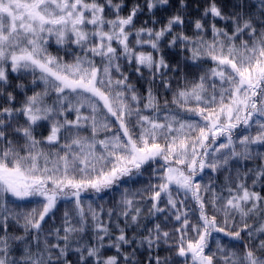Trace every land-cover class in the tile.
I'll list each match as a JSON object with an SVG mask.
<instances>
[{"label": "snow or ice", "instance_id": "snow-or-ice-1", "mask_svg": "<svg viewBox=\"0 0 264 264\" xmlns=\"http://www.w3.org/2000/svg\"><path fill=\"white\" fill-rule=\"evenodd\" d=\"M168 3L169 0H147V9L151 12L158 5ZM180 7H185V0H180ZM122 8L123 0L119 3L114 0H0V97H6L8 105L0 107V143L6 145L0 149V227L5 233L0 236V264H71L70 252L79 254L77 264H120V256H123V264H135L134 253L121 251L122 245L131 244L135 237L128 239L125 229L117 224L120 234L112 241L109 228L100 221L91 205L88 211L94 221L96 243L82 246L76 241L73 246L72 236L84 232L87 224L81 197L89 190L100 195L118 187L126 178L142 175L145 166L152 168L161 161L159 182L152 186L149 197L152 214L164 213L180 222L175 229L181 233L175 252L184 258L182 264H188L189 260L191 264H219L220 261L223 264H264V223L252 231L248 224L250 216L264 212V195L250 190L241 181L236 184L235 194L228 187L227 198L213 191L206 201L201 195L202 184L197 180L206 168L216 172L230 160L252 159L251 146H264V0H259L258 13L245 12L241 3L239 12L225 15L215 0L205 9V16L211 14L213 18L231 21V34L212 24L211 42L203 38L191 41V60L195 63L208 58L215 66L200 76L190 89L175 93L172 100L189 115L198 116L202 123L183 120L178 115L165 117V122L161 123L155 117L144 115L140 110L142 97L120 64L121 59L129 65L135 64L141 78L145 68L153 80L158 75L162 78L170 66L165 57L159 55L160 41L172 32L174 25H183L182 16H172L159 31L143 27L135 30L136 45L149 44L158 54L153 55L138 51L129 43L141 6L134 5L127 16L121 15ZM106 9L114 14V19L105 16ZM195 29L197 36L205 30L200 20L195 22ZM52 39L57 45L75 44L84 54L77 55L71 63L62 62L47 51ZM188 41L190 38L180 33L171 37L168 46L174 47L180 42L187 48L185 42ZM97 56L101 58V66L93 59ZM9 69L11 73H30L33 85L37 80L44 85L41 92L33 91L31 96L25 93V100L18 108L13 104L16 97L12 91H6L10 85ZM114 73L119 77L114 78ZM163 86H169L166 80ZM15 87L25 89L22 83ZM52 92L56 94L55 100L49 104L46 97ZM143 107L159 111V102L151 89ZM82 109H87L88 114ZM70 112L75 113L74 120L66 115ZM20 116L25 123L14 127V121ZM41 121L51 125L46 142L63 148V155L57 152L53 156L51 152L38 150L41 141L34 133ZM253 122L258 125L255 135L236 133L241 126L250 128ZM114 124L118 128L113 132ZM82 128L90 129L91 135L82 136ZM9 130L22 137V150L8 139ZM101 130L112 135L98 139ZM62 131L63 144L60 143ZM220 137L223 141L212 147ZM152 171L155 173L157 169ZM262 179L264 167L256 170L253 186ZM203 190L212 191L207 185ZM174 191L182 192L185 200L191 194L199 210L195 224H191L188 212L181 211L186 207L185 201H177ZM60 200L75 204L77 224L72 223L65 211L63 235L61 229H55L57 242L45 239L41 249L39 236L43 225L55 214ZM14 201H30L35 206L24 213L13 214L7 205ZM121 203L126 225L139 227L140 208H134L133 199L127 195ZM162 203L168 207H162ZM14 206L20 207L19 204ZM12 215L17 223L24 221L25 236L13 238L24 244L19 259L13 255L7 235ZM108 216L111 218V211ZM33 230L35 251L27 240V234ZM189 232H195L196 238L185 242ZM213 233H223L234 240H241V233L250 239L259 233L262 238L255 248L245 245L243 256L238 257L235 252H226L219 240L215 241L217 251L213 252L209 247ZM169 236L158 223L142 238L139 246L159 247V241L163 239L167 244ZM105 237L109 238L107 245ZM105 247H114L117 255L104 257L101 250ZM148 264H170V260L161 261L157 256L153 262L150 257Z\"/></svg>", "mask_w": 264, "mask_h": 264}, {"label": "trees", "instance_id": "trees-1", "mask_svg": "<svg viewBox=\"0 0 264 264\" xmlns=\"http://www.w3.org/2000/svg\"><path fill=\"white\" fill-rule=\"evenodd\" d=\"M103 2V0H101ZM120 0H114V3H119ZM212 0H185V7L181 9L180 0H169L168 5L159 6L154 8L151 12L147 9V0H123V8L121 10L122 16H127L134 5L139 4L142 8V11L138 13L137 17L134 19V28L132 35L129 36L130 46L136 48L138 51H144L145 53H153V55H158L150 47L149 44H143L142 46H137L135 43V30L139 28H152L154 31H159L165 25H167L168 20L174 15H181L183 18V25H174L171 33H167L164 38L160 41V53L163 55L168 62L170 68L161 78L159 75L155 80L149 76L148 70L142 69V78L141 75L135 71V64L129 65L127 61L121 59L120 64L124 73L128 76L129 82L135 87L137 94L142 97L140 110L144 115L153 117L158 115L161 121L165 120V117L171 115H178L180 119L201 122L200 118L195 115H189L184 109L177 107V105L172 103L175 93L182 89H190L192 85L198 82L200 76L205 75L209 70L214 67V62L211 59L204 58L196 61L195 63L191 60V41H198L200 38H203L207 42H211L213 39L211 25L216 24L217 28L224 29L231 34L232 22L220 20L219 18H213L211 14L208 16L204 15L205 9L210 6ZM217 6L221 9L222 13L225 15H235L240 11L241 3L244 4V11L251 13H258L259 11V0H215ZM105 16L109 19H114L115 16L106 9ZM200 20L205 27V30L197 36V30L195 29V22ZM190 38V41L187 43L188 47H184L183 44L178 42L177 46L169 47L168 41L173 35L180 34ZM144 39H147L145 36ZM114 46H118L114 43ZM47 51L52 56L60 58L64 62L71 63L74 61L77 56V51L75 48H63L57 47L53 43H49ZM98 62L101 59L95 58ZM172 69H175L173 71ZM10 72V69H9ZM39 73L37 72V77ZM119 74L114 73V78H118ZM32 75L30 73H11L10 72V85L6 91H12L13 95L16 97L13 104L15 107H20L23 101L25 100V93L28 96L35 92H41L44 88V85L37 80V84H32ZM168 82V87L163 86L164 81ZM211 83V81H208ZM22 83L25 85L24 91L16 88L15 85ZM219 84V81H216ZM151 89L152 94L156 97L159 102V111L153 112L151 108H144L143 105L146 102L148 91ZM167 101V104L165 103ZM8 106L6 102V97H0V107ZM133 122H135L136 117H132ZM255 121V117H254ZM25 123L24 117L20 116L17 121H14L13 126L23 125ZM254 123V122H253ZM253 123L250 128L236 129V133L240 134H253ZM51 125L47 121L39 122L35 130V136L38 140L41 141V144L38 146V150H43L47 147H53L54 145H49L45 138L50 133ZM136 131H139L137 128ZM8 139L12 140L13 144L17 146L18 149L22 150L24 141L22 137L18 134L13 133L11 130L7 133ZM236 137L234 136V139ZM223 141V137H220L217 140L218 146L220 142ZM49 145V146H48ZM6 145L0 143V149H3ZM211 151V148L209 149ZM162 161L159 164L152 165V168L145 166V169L142 171V175L135 176L132 179H125L120 183L118 187H113L112 189L96 195L89 190L82 194L81 202L84 207L86 214V228L85 231L80 233H75L72 236V243L75 246L76 241H79L82 246L95 244V232L93 230L94 221L92 219L91 213L88 211L89 205L97 213L100 221L106 225L111 232V240L115 241L116 237L120 234L117 224L120 228L125 229V234L128 239L132 240L135 237V240L131 244L122 245L121 251L125 254L132 255L134 253L135 264H148L149 258L151 257L153 262L155 257L159 256L161 261H164L166 258L170 260V264H182L184 258L176 255L175 248L179 243V237L181 233L177 232L175 229L180 226V222L175 220L174 216L166 217L164 213L152 214L150 200L151 188L159 182V175L162 165ZM43 164V160H41ZM260 167H264V159L261 157L252 156V159L243 160V159H233L230 160L228 165L223 166L220 170L213 172L210 168H206L203 173H201L197 180L202 184L201 195L206 201L210 200L213 191L224 198L229 196L228 187L233 189V194H235L236 184L243 181L245 182L249 189L256 191L261 195H264V179L257 181L255 186H253L252 181L255 178L256 170ZM157 169L153 173L152 169ZM210 186L212 191L204 192L203 186ZM127 195L128 198L133 199L134 208H140V215L138 217L139 227L133 224L126 225V218L121 215V212L124 209V205L121 203L123 198ZM174 198L177 201L184 200L186 207L181 209V211L188 212V216L191 224H195L199 217V210L195 204V201L192 200L191 194L185 200L184 194L180 192H173ZM12 200L11 197L8 198ZM15 204H19L20 207H15ZM35 206L33 202L30 201H14L9 203L7 207L11 213H24L29 207ZM162 207H168L166 204L162 203ZM208 209H211V204H208ZM68 212L69 217L72 219L74 225L77 224L78 217L76 216L75 204L70 200H60L55 214L48 218L46 223L43 225V231L39 236L40 247L43 248V243L45 239L52 243H56L55 229H61V235H63L64 227V213ZM109 211L112 212L111 218L108 216ZM175 211V210H172ZM130 221V215L127 218ZM183 219V217H182ZM237 220L239 218L237 217ZM24 221L20 220L19 223L16 222L14 215L9 217L8 220V237L9 243L13 249V255L19 259L24 244L22 242H16L13 238L16 236H25L24 228L22 227ZM161 224L164 231L170 233L169 241L167 244L164 243L163 239L159 241V247H153L149 249L147 244L143 246L140 245V241L144 236L149 234V230L154 228L155 224ZM261 223H264V212H258L253 214L248 218V224L251 226L249 231L257 228ZM5 235L2 227H0V236ZM35 235L34 230L27 234V240L32 243L33 250L35 251L36 242L33 240ZM243 237L241 240H234L229 237H225L223 233H213V238L209 240V247L213 252L217 251L216 249V240H219L221 246L226 252H235L238 257H242L245 251V245L249 248H255L262 238L261 234L257 233L253 238H248L245 233H241ZM196 233L189 232L185 236V242L189 239H195ZM61 245L63 241H60ZM109 243V238L105 237V245ZM103 256H113L117 255L116 249L114 247H105L102 250ZM207 251V249H206ZM78 253L70 252L68 259L71 261V264H77ZM219 258V254H218ZM120 264H123V256L119 258ZM188 264H191V261H188ZM219 264H223V261H220Z\"/></svg>", "mask_w": 264, "mask_h": 264}, {"label": "rangeland", "instance_id": "rangeland-1", "mask_svg": "<svg viewBox=\"0 0 264 264\" xmlns=\"http://www.w3.org/2000/svg\"><path fill=\"white\" fill-rule=\"evenodd\" d=\"M157 7H159V5L157 6ZM89 27H91V26H89ZM53 43L55 46H57V47H63V48H75L76 49V51H77V55H83L84 53L82 52V50L79 48V47H77L75 44H64V45H57L56 43H55V40L54 39H52V40H50L49 41V43ZM115 47H117V48H119L118 46H115ZM89 56L91 55L90 53L88 54ZM95 58H99V59H101L100 57H95ZM94 59V58H93ZM95 60V59H94ZM96 61V60H95ZM62 62H64V61H62ZM96 64H97V66H101V64H100V61H96ZM55 93L54 92H52V93H50V95L48 96V97H46V101H47V103H49V104H51V103H53L54 102V100H55ZM82 112L85 114V115H87L88 114V110L87 109H82ZM67 116H68V118L69 119H75V113L74 112H70V113H67L66 114ZM153 117H155V118H157L158 119V121L159 122H161V123H163V122H165V120L164 121H161V119L162 118H160L158 115H154ZM61 120L63 119V117H61L60 118ZM255 119H257V118H255ZM262 119H264V118H262ZM118 128V125H116V124H114L113 125V129H112V131L114 132V131H116V129ZM257 130H258V125L254 122L253 123V134H250V135H255L256 134V132H257ZM81 131V135L82 136H90L91 135V130L90 129H81L80 130ZM112 135V132H104L103 130H101L100 132H99V134H98V139H104L106 136H111ZM245 135H248V134H245ZM63 137H64V133H63V131L61 132V141H60V143L61 144H63L65 141H64V139H63ZM49 146V145H48ZM236 147H237V150L239 151L240 150V146L237 144L236 145ZM251 149H252V153H251V155L252 156H255V157H261L262 159H264V146H262V145H252L251 146ZM43 151L45 152V153H49V152H51L52 154H53V156L55 155V153H57V152H59L61 155H63V148H61V147H58V146H53V147H47V148H44L43 149ZM222 151H226V150H222Z\"/></svg>", "mask_w": 264, "mask_h": 264}]
</instances>
